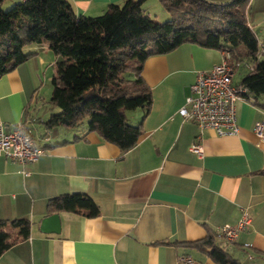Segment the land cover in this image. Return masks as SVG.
<instances>
[{
    "label": "crops",
    "instance_id": "1",
    "mask_svg": "<svg viewBox=\"0 0 264 264\" xmlns=\"http://www.w3.org/2000/svg\"><path fill=\"white\" fill-rule=\"evenodd\" d=\"M68 1L77 16H97L110 3H122ZM143 11L150 16L147 6ZM25 50L34 54L0 77V121L6 128L23 122L44 151L25 165L0 157V220L30 221L28 237L5 250L0 264H216L185 243L204 238L207 229L218 234L219 227L236 225L241 208L249 215L247 227L233 242L219 233L216 243L244 264H264V141L254 132L264 119V98L258 105L245 97L236 101L235 135L208 129L198 136L196 125L179 113L197 72L218 63L220 50L188 42L145 60L141 75L152 102L146 113L125 112L127 122L141 128L125 152L86 124L43 125L58 111L50 95L59 58L46 44ZM238 67L243 74L235 80ZM249 70L237 65L232 83L239 85ZM193 143L201 156L190 151ZM75 192L88 194L99 213L54 212L59 231L53 232L55 224L42 229V219L54 214L47 200Z\"/></svg>",
    "mask_w": 264,
    "mask_h": 264
},
{
    "label": "trees",
    "instance_id": "2",
    "mask_svg": "<svg viewBox=\"0 0 264 264\" xmlns=\"http://www.w3.org/2000/svg\"><path fill=\"white\" fill-rule=\"evenodd\" d=\"M0 77L28 60L29 44H46L58 56L51 78L50 103L58 111L43 125L71 129L86 124L120 151L131 149L141 136L140 124L127 122L125 112L149 110L152 93L141 75L145 60L168 53L184 43L227 50L233 69L250 66L239 87L253 104L264 98V58L258 39L247 22L250 0H160L169 18L158 22L145 14L146 0L110 3L97 16H77L68 0H22L1 9ZM49 213H99L86 193H63L47 200ZM27 218L0 220V255L28 237ZM219 234V233H218ZM207 229L204 238L185 244L206 252L216 264H244L216 243Z\"/></svg>",
    "mask_w": 264,
    "mask_h": 264
},
{
    "label": "built area",
    "instance_id": "3",
    "mask_svg": "<svg viewBox=\"0 0 264 264\" xmlns=\"http://www.w3.org/2000/svg\"><path fill=\"white\" fill-rule=\"evenodd\" d=\"M229 60V52L222 50L218 63L208 70L198 71L194 82L189 86L190 94L185 98V105L179 109L185 120H190L196 125L198 136L208 129L219 136L235 135L239 131L235 104L237 100L243 99L242 93L245 89L232 83L234 69ZM254 132L259 141H264V119L255 122ZM189 149L199 156L202 154L198 143L191 144ZM43 151L25 130L23 122L13 123L6 128L0 121V157L25 165L36 161ZM240 211L241 217L236 225L225 224L218 229L220 235L228 242L235 241L238 233L249 223L247 211L243 208Z\"/></svg>",
    "mask_w": 264,
    "mask_h": 264
},
{
    "label": "rangeland",
    "instance_id": "4",
    "mask_svg": "<svg viewBox=\"0 0 264 264\" xmlns=\"http://www.w3.org/2000/svg\"><path fill=\"white\" fill-rule=\"evenodd\" d=\"M20 1L22 0H4L3 3H1V9L5 11L15 2ZM143 5L147 6L150 12V17L156 21L163 22L169 18V14L162 7L160 0H146ZM246 17L247 21L252 24L253 32L255 33L259 44L264 46V0H250L247 7ZM261 56L264 58V53H262ZM243 69V67H238L236 69L234 77L235 80L239 79V77L243 74Z\"/></svg>",
    "mask_w": 264,
    "mask_h": 264
},
{
    "label": "water",
    "instance_id": "5",
    "mask_svg": "<svg viewBox=\"0 0 264 264\" xmlns=\"http://www.w3.org/2000/svg\"><path fill=\"white\" fill-rule=\"evenodd\" d=\"M48 224H55L56 226H53L54 231L53 232H58L59 231V221H58V215L57 214H51L47 217H45L44 219H42L41 221V225H42V229L45 228V226Z\"/></svg>",
    "mask_w": 264,
    "mask_h": 264
}]
</instances>
